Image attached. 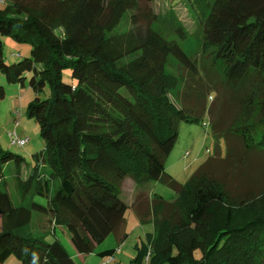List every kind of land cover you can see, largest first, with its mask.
<instances>
[{"label":"trees","instance_id":"trees-1","mask_svg":"<svg viewBox=\"0 0 264 264\" xmlns=\"http://www.w3.org/2000/svg\"><path fill=\"white\" fill-rule=\"evenodd\" d=\"M149 1L3 0L0 74L23 85L34 72L37 96L26 113L38 124L44 148L21 181L22 193L32 181L27 202L18 204L2 171L17 156L0 150V264L10 257L20 264H76L58 240L46 242L34 232L33 213L50 214L53 229H66L75 251L89 254L124 223L119 188L125 177L175 192L170 201L155 195L137 210L152 232L134 264H264V189L233 187L231 173H217L219 161L211 157L184 184L164 168L179 123L199 122L168 96L175 83L166 72L169 58L193 74L198 70L178 44L187 32L171 7L183 4L194 15L200 45L211 49L233 89L235 126L245 133L251 117L264 125V0H168L163 15L153 13ZM2 37L30 45L29 56L9 64ZM45 86L49 94L40 99ZM256 146L264 149V133ZM225 153L231 155L229 148ZM13 170L19 178L21 164ZM36 194L45 205L32 199ZM147 207L150 220L144 219Z\"/></svg>","mask_w":264,"mask_h":264},{"label":"rangeland","instance_id":"rangeland-1","mask_svg":"<svg viewBox=\"0 0 264 264\" xmlns=\"http://www.w3.org/2000/svg\"><path fill=\"white\" fill-rule=\"evenodd\" d=\"M148 6L153 13L163 15L171 5L168 0H153L148 2ZM3 7V0H0V9ZM171 8L187 32L184 39H177L178 44L196 63L198 70L197 74H193V70L169 58L166 72L171 74L175 83L168 96L175 106L188 107L186 108L188 113L198 118L199 122L179 123L176 144L164 163L165 171L177 183L184 184L192 173L211 157L214 161H219L217 173L222 174L224 171L231 173L233 187L246 184L264 189V149L256 146L264 133L263 123L259 121V117H251L247 124L250 130L245 133H241L242 129L235 126L240 123L236 121L239 105L236 101L233 103V89L226 85L220 66L213 62L211 49L200 45L194 15L180 3ZM1 40L3 54L9 64L29 56L30 45L18 43L10 37H2ZM38 67L36 65V68ZM33 78L34 72L31 71L26 74L23 85L9 84L0 74V85L5 89V96L0 99V150L17 156L3 166V180L6 191L17 204L22 199L27 202L32 181L25 193L20 189L21 181L27 178L36 164L33 155L44 148L38 124L26 113L28 104L37 96V92L31 86ZM69 78V71L65 70L63 80L67 81ZM48 94L45 86L38 93V97L44 99ZM13 134H16L17 140L28 139V142L22 147L16 145L12 142L15 138ZM249 144L255 147L247 148ZM227 148L231 151L228 157L225 153ZM186 153L188 155L185 156ZM16 161L21 164L19 178L13 170ZM45 170L42 167L40 173L44 174ZM40 179H46V175H42ZM155 195L170 201L175 197V192L160 182L136 184L132 179L125 177L119 188V197L127 205L124 223L120 229L111 231L102 242L95 244L89 254H78L75 251L66 229L62 227L53 229L50 214L33 213V230L46 242L58 240L76 264H104L110 257H100L99 254L108 250L114 251L112 256L114 262L109 264H134L138 248L146 243L147 234L152 232V225L149 222H140L137 210L143 212L144 205H150ZM32 199L38 204H46L45 197L41 195L36 194ZM145 212H148V216L144 219L150 220L149 207L145 208ZM144 263L145 261L141 264ZM6 264L20 263L14 257H10Z\"/></svg>","mask_w":264,"mask_h":264},{"label":"built area","instance_id":"built-area-1","mask_svg":"<svg viewBox=\"0 0 264 264\" xmlns=\"http://www.w3.org/2000/svg\"><path fill=\"white\" fill-rule=\"evenodd\" d=\"M15 136V138L12 140L13 143H15L16 145H24L25 143L28 142V139H24V140H17L16 138V134H13ZM207 153H209V151L207 150L206 151ZM188 155V153L185 154V156ZM114 262V259L113 257L111 256L104 264H109V263H112Z\"/></svg>","mask_w":264,"mask_h":264},{"label":"crops","instance_id":"crops-1","mask_svg":"<svg viewBox=\"0 0 264 264\" xmlns=\"http://www.w3.org/2000/svg\"><path fill=\"white\" fill-rule=\"evenodd\" d=\"M18 146H20V145H18ZM23 146V145H22ZM22 146H20V147H22Z\"/></svg>","mask_w":264,"mask_h":264}]
</instances>
